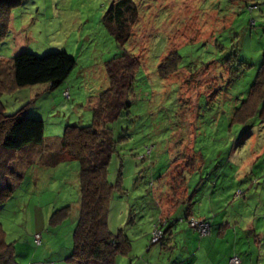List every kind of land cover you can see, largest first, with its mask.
I'll return each instance as SVG.
<instances>
[{
  "label": "rangeland",
  "instance_id": "rangeland-1",
  "mask_svg": "<svg viewBox=\"0 0 264 264\" xmlns=\"http://www.w3.org/2000/svg\"><path fill=\"white\" fill-rule=\"evenodd\" d=\"M118 1L19 0L12 9L10 32L0 45V55L9 59L24 51L39 56L65 51L76 60V66L46 97V85L5 93L2 113L11 116L26 104L32 110L37 105L49 137L62 136L67 124H90V100L110 84L106 64L124 51L103 23L105 13ZM135 1L140 17L132 24L133 37L125 50L139 55L142 66L131 96V112L113 125V136L121 141L109 167V181L115 184L120 178L126 192L117 186L113 192L109 227L114 233L125 228L132 245L117 264H227L236 254L248 260L246 264L259 258L264 264V191L251 194L245 186V195L238 202L234 194L227 198L228 204L223 200L226 194L213 198L218 216L222 210L232 218L230 227H217L210 234L209 226L192 220L196 238H215L211 245L204 240L202 248L195 249L196 242L188 241L187 233L179 236L178 232L171 243L164 239H170L164 232L153 243L151 238H138L152 230L158 206L168 209L171 179L166 173L176 162H185L183 156L190 155L196 137L211 159L208 164L219 150L232 157L229 149L233 146V153L241 158L238 178L246 173L251 176L254 149L264 150V122L253 119L255 130L250 137H246L245 127L237 130L236 125H228L231 132L219 129L247 96L261 66L264 0H255L259 8L252 13L236 1L231 5L225 0ZM254 20L257 23L252 26ZM175 48L182 56L181 69L162 78L158 65ZM232 53L237 57L230 65L224 64L221 57ZM148 148L153 153L141 159ZM263 161L262 156L259 164ZM11 180L15 187L0 206V225L6 244L15 248L16 264H72L69 256L80 211L79 162L37 168L20 183ZM206 194H195L196 199L201 198L198 211L209 205ZM241 194L238 191L235 196ZM63 207L70 208L67 214L54 216ZM180 214L183 212L176 216ZM155 230L161 228L156 227L153 235ZM36 235H40L39 243ZM193 251L198 252L194 257ZM204 251L210 259L203 258Z\"/></svg>",
  "mask_w": 264,
  "mask_h": 264
},
{
  "label": "trees",
  "instance_id": "trees-1",
  "mask_svg": "<svg viewBox=\"0 0 264 264\" xmlns=\"http://www.w3.org/2000/svg\"><path fill=\"white\" fill-rule=\"evenodd\" d=\"M18 1L0 0V45L10 32L12 9ZM225 1L230 5L234 1L238 4L243 3L248 7L250 13L259 8L255 0ZM140 10V6L135 0H119L111 5L103 17L105 27L114 37L117 45L124 51L106 64L110 84L100 94V104L93 111L90 124H67L62 136L49 137L46 136V122L42 112L37 108V105L33 110L28 108L29 104L6 117L3 120L5 122L0 119V132H2L0 134V206L4 205L12 196L10 193L15 184L11 179L20 183V179H24L28 173H32L37 168H56L64 162L74 160L79 162L80 211L73 235V248L69 256L72 264H116L118 256L127 255L131 250V241L124 229L114 233L109 227L113 192L116 186L118 190L121 189L125 192L120 178L115 184L109 181V167L114 154L119 151L118 143L121 141L114 138L113 125L131 112V96L137 73L142 66L139 55L125 50L126 45L132 40L131 27L140 17ZM256 23L254 20L251 25L255 26ZM238 50L235 49L237 52ZM236 57L237 55L232 53L227 58L221 57V60L224 64L230 65L232 58ZM181 61L182 56L177 48L170 51L158 65L159 76L168 78L175 74L181 69ZM75 66L76 60L65 51L53 52L44 56L24 51L9 59L0 55V94L4 95L37 85H46L48 90L56 89L66 81ZM45 92L44 96L46 97L49 91ZM4 107V102L0 98V114ZM233 110L229 122L227 120L223 122L222 126H219V130L224 129V131L231 132L228 125H236L235 129L237 130H239L238 126H241L248 130L246 137H250L253 136L255 130V126L251 124L253 119L257 118L264 122V52L261 66L247 96ZM261 139H264V136ZM194 145L197 147L195 150H191L188 157L184 154L183 157L186 159L184 163L176 162L170 168L171 180H169L168 187L171 193L167 210L174 212L175 216L180 211L183 214L179 218H167L169 222L171 221V225L175 220L179 223L186 220L187 225L192 229V220H200L210 227L211 234L212 223L194 217L197 214L196 206L201 201V198L196 199L195 194L197 191H199V195L204 193L205 185L210 183L212 188L208 190L206 196L210 198L214 194L218 195L219 189L221 190L225 188L224 186L232 183L238 165L231 161L229 154L224 156L220 150L219 155L214 157L210 165L208 160L211 159H208L204 146L198 145L197 137ZM147 151L148 153L141 155V159L145 160L153 153L151 148H148ZM229 151L232 156H237L236 152L233 153V146H230ZM254 151L256 159L253 160L249 168L251 176H247L248 173H246L244 179L234 182V185H237L234 193L235 202L245 195V191H243L245 189H248L251 194L264 191V175L256 178L259 171L261 174L264 172V161L259 164L260 158L264 157V151L262 153L259 152L260 150L254 149ZM119 173L121 177V171ZM190 178L192 179L190 180ZM249 182L252 184L248 185ZM242 183H246L245 189H243ZM236 191H241L242 194L236 197ZM66 209L70 210L69 207H63L58 209L54 216L59 213H63L65 216ZM166 226L164 227L166 228ZM225 226L226 223H222L218 227ZM206 239L209 240V244L215 240V238ZM14 253L15 248L13 244H6L0 225V264H16ZM234 257L239 258L237 264H246L248 261H244L239 254H236L230 257V264H236L232 263ZM260 260V258L257 261L253 260L251 264H260Z\"/></svg>",
  "mask_w": 264,
  "mask_h": 264
},
{
  "label": "crops",
  "instance_id": "crops-1",
  "mask_svg": "<svg viewBox=\"0 0 264 264\" xmlns=\"http://www.w3.org/2000/svg\"><path fill=\"white\" fill-rule=\"evenodd\" d=\"M45 87H47V86H45ZM48 91V89L46 88L45 89V91ZM64 94H65V92H64ZM0 98L2 99V94H0ZM100 99V96H98V97H94V98H92L91 100H90V107H91V112H92V114H93V111L98 107V100ZM94 101V102H93ZM92 114H91V116H92ZM6 117H8V115L6 116V115H4V113H2V114H0V119L3 121ZM3 122H5V121H3ZM2 132H0V134H1ZM0 138H1V135H0ZM196 147L197 146H195V145H193V146H191V148H190V150H195L196 149ZM193 148V149H192ZM263 149H264V147H263ZM264 151V150H263ZM190 153V152H189ZM235 155V154H234ZM257 157V156H256ZM256 158L254 157L253 159H252V161L253 160H255ZM239 160H240V158H239V156H232L231 157V161L232 162H234L235 164H237L238 165V170H237V172H236V175L234 176V178H235V183H236V180H238V179H244V176L245 175H243L241 178H238V175H239V171H240V166H239V164H240V162H239ZM252 165V164H251ZM247 169V168H246ZM248 171V170H247ZM246 171V172H247ZM169 173H166V175H168ZM166 175H164V176H162L161 177V179L163 178V177H165ZM264 174H261L260 173V171H259V173H258V177H256V178H259V177H262ZM255 179V178H254ZM251 182V181H250ZM250 182H249V184L248 185H251L250 184ZM253 182V181H252ZM210 183H208L207 185H205V187L206 188H204V189H206V190H204V192L205 191H207V194H208V190H210V188H212V187H210ZM230 185V186H229ZM244 185H246V183H244L242 186H244ZM212 186H213V184H212ZM247 186V185H246ZM225 188H222L221 190H225V193H222L221 192V190L219 189V192H218V194H226L225 195V197L223 198V200H227V198L230 196V199L232 198V196H233V194L235 193V190H236V188H237V185L235 184L234 185V182H232L231 184H228V185H226V186H224ZM264 187V186H263ZM215 188H218V187H215ZM232 188H234L233 190H232ZM214 189V188H213ZM218 190V189H217ZM211 192V191H210ZM231 192V193H230ZM216 195L217 194H214V195H212V197L214 198V197H216ZM212 197H210L209 199L210 200H208L209 201V205L208 206H206L205 208H201L199 211H198V209H197V214H195V216L194 217H197V218H199V219H205V220H207L208 222H210V223H212V225H213V230H212V233L211 234H213L214 233V229H216L218 226H220L222 223L224 224V223H226L227 224V227H230V225H231V222H230V220H232V218H229V215H224V214H222L223 212H221V214H220V216H218V214H219V211H216V208L213 206V204H212V201H213V198ZM230 199H228L227 200V204H228V202H229V200ZM236 199V198H235ZM235 201V200H234ZM159 207V216L158 217H153V220H152V224H151V228H152V230L150 231V233H146L145 235H142V236H139L138 238H151V242H152V236H153V231H154V229L156 228V227H160L161 229H162V226H163V231H164V233H165V236H167V237H170L171 236V238L170 239H166V238H164L166 241H168L169 243H171V242H175L176 241V238H173V236L175 237V234H176V232H178L179 233V236L180 235H182V234H184V233H187V235H189V238H187L188 239V241H193V242H196V248L195 249H197V248H202V246L204 245V240H206V241H209L208 239H204V238H196L197 237V235H196V233H198V231H196L194 228L192 229V228H190L188 225H187V221L185 220V221H183V222H181V223H179V222H177V220H175V222H174V224L173 225H171V221L169 222V219L167 218V217H169L170 219H172V218H179V217H181V214L180 215H177V216H175V213L174 212H172V211H169L168 212V210L166 209V208H163L162 206H158ZM175 212H177V211H175ZM165 225H167L166 226V228L164 227ZM170 226V227H169ZM180 226L181 227H183V228H180ZM169 227V228H168ZM172 227V228H171ZM122 229H124V231L126 232V234H127V231L125 230V228H123L122 227ZM175 229V230H174ZM186 229H188V230H186ZM174 230V231H173ZM195 231V232H194ZM128 235V234H127ZM191 235L194 237V238H191ZM130 238V237H129ZM210 244H212V243H210ZM207 245H209V243L207 244ZM207 245H205V246H207ZM196 254H198V252L196 253ZM195 254V252L193 251V254H191L193 257H194V255H196ZM203 258H206V259H210L209 258V256H208V253L206 252V251H204L203 252ZM121 257V256H120ZM119 256H118V258H117V260H116V264L119 262V261H121V258H120ZM122 260H123V258H122ZM216 263L217 264H220V261H216ZM207 264H210L208 261H207ZM223 264H225V263H223ZM227 264H230V262H228Z\"/></svg>",
  "mask_w": 264,
  "mask_h": 264
},
{
  "label": "built area",
  "instance_id": "built-area-1",
  "mask_svg": "<svg viewBox=\"0 0 264 264\" xmlns=\"http://www.w3.org/2000/svg\"><path fill=\"white\" fill-rule=\"evenodd\" d=\"M65 95L67 96V97H69V93H68V91H66V93H65ZM191 224H195V222H191ZM203 224V223H202ZM203 225H207V224H203ZM192 226V225H191ZM208 226V225H207ZM157 230H155V232H154V235H153V238H152V242H156V241H158V239H159V237L161 238L162 237V232H163V230L161 229V231H159V232H156ZM35 239H36V241L39 243L40 242V235H36L35 236ZM232 263H239V258L238 257H234V258H232Z\"/></svg>",
  "mask_w": 264,
  "mask_h": 264
},
{
  "label": "clouds",
  "instance_id": "clouds-1",
  "mask_svg": "<svg viewBox=\"0 0 264 264\" xmlns=\"http://www.w3.org/2000/svg\"><path fill=\"white\" fill-rule=\"evenodd\" d=\"M65 93H66V91H65ZM69 93V92H68ZM164 232V231H163ZM153 243V242H152Z\"/></svg>",
  "mask_w": 264,
  "mask_h": 264
}]
</instances>
